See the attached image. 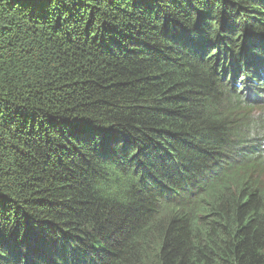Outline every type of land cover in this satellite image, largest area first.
Segmentation results:
<instances>
[{
  "label": "trees",
  "instance_id": "16d2710c",
  "mask_svg": "<svg viewBox=\"0 0 264 264\" xmlns=\"http://www.w3.org/2000/svg\"><path fill=\"white\" fill-rule=\"evenodd\" d=\"M264 0H0V264H264Z\"/></svg>",
  "mask_w": 264,
  "mask_h": 264
},
{
  "label": "rangeland",
  "instance_id": "374dc122",
  "mask_svg": "<svg viewBox=\"0 0 264 264\" xmlns=\"http://www.w3.org/2000/svg\"><path fill=\"white\" fill-rule=\"evenodd\" d=\"M262 179L263 178H261L260 183H261V186L264 188V183H262Z\"/></svg>",
  "mask_w": 264,
  "mask_h": 264
}]
</instances>
